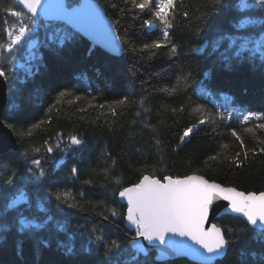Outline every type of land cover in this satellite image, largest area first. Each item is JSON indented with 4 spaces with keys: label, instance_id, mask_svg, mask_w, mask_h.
Returning a JSON list of instances; mask_svg holds the SVG:
<instances>
[{
    "label": "snow or ice",
    "instance_id": "obj_1",
    "mask_svg": "<svg viewBox=\"0 0 264 264\" xmlns=\"http://www.w3.org/2000/svg\"><path fill=\"white\" fill-rule=\"evenodd\" d=\"M183 4L184 0H123L121 6L114 0H106L107 8L118 10L121 14L109 20L105 7L95 3V0H83L82 3L76 4L66 3L65 0H12L11 3H0V10L5 14L4 19L0 21L3 25L0 39V78H9L11 66L23 46L35 49L43 43L55 52L74 42L80 32L101 40L106 47L114 51H124V47H130L133 52L155 56L157 50L165 47L171 55L176 56L179 54L178 46L173 42L172 29L179 12L178 5ZM202 8V12L199 8L196 10L200 15L197 17L193 33L197 40L202 41V46L193 47L191 51L205 55L223 69L235 70L247 66L259 71L264 78V0H203ZM129 12L134 19L151 14L155 19L145 20L143 26L149 31H158L160 36L149 43H143L139 48L132 46L131 41L125 45L117 28L122 23L123 16ZM179 14L185 19L190 15L187 10ZM41 30L45 33L43 41L40 40ZM5 63L9 67H4ZM139 82L142 86L147 83L143 79ZM193 82L191 72H182L176 76L172 87L161 91L170 96H180L187 93ZM81 88L84 94L77 95L76 92ZM199 91L201 95L211 98V93L206 88L200 87ZM102 94L100 89L93 88L87 77H81L78 85L72 90L64 89L57 93L56 99L47 108V119L30 124L17 135L32 138L35 130L51 124L52 113L57 116L62 113L64 103L76 106L75 112L71 113L73 116L80 114L75 116L76 119L84 120L88 110L93 109L98 110L95 119L99 121L103 118L105 123L108 122V117L118 118L123 115L118 109L134 103L128 95L111 102L94 103L96 96ZM82 100L87 103L79 106L78 102ZM145 102V98H142L139 104ZM215 107L222 110L211 112L202 104L191 105L188 114L195 115L196 120L182 129L179 143L173 151L189 143L190 138L201 126L215 125L217 119L224 122L238 119L244 126L243 132L257 141L258 147L251 149L252 153L255 155L258 151L264 154V138L256 135L257 132L264 133V112L237 108L228 96H224L222 102ZM17 109L15 104L10 106L11 111ZM170 111L175 117L177 114L183 115L186 107L181 104L179 108L172 107ZM136 115L139 116L140 112ZM2 123L3 121H0V124ZM132 123L135 124L136 121L133 120ZM141 123L154 132L158 130L156 125L146 120ZM4 126L13 131L17 127L12 123ZM229 135L239 142L243 150V160L240 159L241 152H237L233 157V163L239 168L248 159L249 150H244V139L235 128L229 126ZM51 139L50 137L43 142L45 153L53 154L59 151L64 156H71L75 162L68 169V175L80 179L83 174L88 178L82 179L81 183L89 187L94 186L91 172L95 170L82 173L79 166L83 162V152L87 151L86 141L76 134H69L65 140L62 133L56 134L54 145L50 143ZM152 139L155 140L152 147L159 149L161 140L157 136ZM221 148H227V145H221ZM31 151L40 153L41 147H33ZM21 155L28 160L27 150ZM103 155L110 164L100 170L102 176L110 177L116 184H121L118 177L112 176V170L117 167V160L109 153ZM141 155L142 159L147 161L148 157L143 151ZM218 155L208 156L205 163L216 161ZM161 163L162 160H157L152 165L153 172L156 170V164ZM64 164L63 158L54 161L55 168ZM129 166H132L130 162ZM146 167L148 165L144 163L141 171ZM59 182L60 178L43 166L42 159L37 158H31L27 165L9 169L4 176H0V241L11 238L19 255H23L26 242H31L41 249L54 246L69 257L70 264H152L149 251L141 241H146L148 245L164 246L157 259L191 255L199 259L201 264H214L218 258L227 254L230 246H234L241 264H248L247 258L254 253L247 251V237L251 234L254 240L264 244V191H238L235 187H225L195 172L183 176H156L144 174L142 171L138 182L126 187L121 185L113 192L114 196L126 201L123 220L133 233L131 236L125 234L121 241L107 239L104 228L94 231L85 223H78L73 229L67 219L57 220V215L60 214L66 218L74 215V212H66L65 209L85 210L84 204L71 189L62 190L57 187ZM78 195L83 197L85 194L81 191ZM217 201H226L223 213L244 218L246 226L225 229L211 223L206 227L210 223V216ZM53 208L56 211H53ZM109 211L113 218L119 215L115 208ZM94 214L102 216L104 221H109L108 215L100 212ZM176 237L187 238L192 245L198 247L177 241ZM77 240L85 241L81 253L76 251ZM141 256L144 258L141 259ZM252 264H264V254L254 259Z\"/></svg>",
    "mask_w": 264,
    "mask_h": 264
},
{
    "label": "trees",
    "instance_id": "obj_2",
    "mask_svg": "<svg viewBox=\"0 0 264 264\" xmlns=\"http://www.w3.org/2000/svg\"><path fill=\"white\" fill-rule=\"evenodd\" d=\"M78 1L66 0L67 3L72 4ZM96 1L105 7L110 20L121 15L118 10L107 8L106 0ZM11 2L12 0H0V3ZM114 2L123 6V0H114ZM202 3L203 0H184L183 5H178L179 12L187 10L190 15L187 19L182 18L179 12L176 15L175 27L172 29L173 42L178 46L179 54L176 56L171 55L169 49L165 47L157 50L155 56L133 52L130 47H124V51L115 55L92 44L79 33L74 42L55 52L43 43L35 49H29L27 45L23 46L11 66L9 78H5L8 100L2 112V120L5 124L12 123L17 126L15 131L11 130L18 143V149L0 153V176H4L9 169L27 165L31 158L42 159L43 166L60 178L57 187L62 190L71 189L84 204V211L65 209L66 212H74V215L66 218L60 214L57 215V220L67 219L73 229L78 223H85L94 231L104 228L107 239L121 241L125 234L131 236L133 233L129 231L126 221L123 220L126 206L119 201L118 196L113 195V192L121 185L126 187L138 182L142 171L144 174L156 176H183L195 172L244 192L264 191V154L258 151L255 155L252 153L251 149L258 147L257 141L243 132L244 126L238 119L227 122L217 119L215 125L201 126L190 138L189 143L177 151L172 150L179 143L182 129L196 120L195 115L188 114L191 105L195 103L202 104L209 111L215 112L222 110L215 105L220 104L224 96H228L237 108L264 112V78L259 71L249 69L247 66L235 70L223 69L205 55L191 51L193 47L202 46V41L197 40L193 34L197 17L200 15L196 10L198 8L201 12L204 10ZM4 16L5 14L0 10V21ZM9 19L11 20L10 17ZM150 19L155 18L147 14L142 15L140 19H134L131 12L123 16L117 32L124 39L125 45L131 41L132 46L139 48L143 43H149L160 36L158 31H149L143 26L144 21ZM60 26L63 27L62 24ZM2 32L3 25L0 24V39ZM44 37L45 33L41 30L40 40L43 41ZM4 67L9 66L5 63ZM182 72H191L194 80L186 94L174 97L161 91L172 87L176 76ZM81 77H87L93 88H98L103 93L96 96L94 101L96 104L118 100L125 95H128L134 103L118 109L123 115L118 118L108 117L107 123L103 118L97 121L95 117L98 110L93 109L88 110L84 120L76 119L75 116L80 114L71 115L75 112L76 106L64 103L62 113L59 116L52 113L51 124L35 130L32 138L17 135L18 132L26 130L30 124L47 119V108L54 102L57 93L64 89L72 90L78 85ZM141 79L147 82L143 86L139 82ZM200 87L206 88L211 93V98L201 95ZM76 94H84L83 89L81 88ZM142 98H145L146 102L139 104ZM86 103V100H82L78 105L84 106ZM12 104L18 106L16 111L10 110ZM181 104L186 107L185 113L174 117L170 109L179 108ZM137 112H140L139 116L136 115ZM133 120L136 121L135 124L132 123ZM145 120L156 125L158 130L154 132L150 128H145L141 123ZM229 126L241 133L244 150H249L248 159L239 168L233 163V157L237 152H241L240 159L243 160V150L239 142L229 135ZM57 133H62L65 140L69 134H76L86 141L87 151L83 152V162L79 166L82 173L95 170L91 172V178L95 181L94 186L89 187L81 183L82 179L88 178L83 174L80 179L68 175V169L75 162L71 156H64L59 151L53 154L45 153L43 142L51 137L50 143L54 145ZM256 135L264 138V133L257 132ZM153 136H157L162 142L159 149L152 147L155 144ZM221 145H227V148L222 149ZM33 147H41V152H32ZM25 150L28 151V160L21 155ZM141 151L148 157L147 161L142 159ZM103 153H109L117 160V167L112 170V176L118 177L121 184H116L110 177L102 176L100 170L110 164ZM217 154L219 155L216 161L205 163L208 156ZM60 158L65 160V164L55 168L54 161ZM157 160H162V163L156 164V170L153 172L152 165ZM129 162L132 166H129ZM144 163L148 167L141 171ZM81 191L85 194L83 197L78 195ZM52 203L54 204L55 201ZM111 208H115L119 213L116 218L111 216L109 211ZM53 211H56L55 208ZM95 212L108 215L109 221H104L102 216L95 215ZM214 222L225 229L227 227L239 229L246 226L244 219L235 215L223 214L214 219ZM226 235L231 234L226 233ZM84 243V240H77V253L82 252ZM246 243L247 251L254 253L247 258L248 264H252L254 259L264 254V244L254 240L251 234L247 237ZM143 258L141 256V259ZM149 259L152 260V264H201L185 258L157 261L154 259V251L149 252ZM61 262L70 264L69 257L54 246L41 249L31 242H26L23 255H19L11 238L0 241V264H61ZM214 264H241V262L236 255L235 247L230 246L227 254L217 259Z\"/></svg>",
    "mask_w": 264,
    "mask_h": 264
},
{
    "label": "water",
    "instance_id": "obj_3",
    "mask_svg": "<svg viewBox=\"0 0 264 264\" xmlns=\"http://www.w3.org/2000/svg\"><path fill=\"white\" fill-rule=\"evenodd\" d=\"M65 2H66V0H65ZM82 2H83V0H79L78 1V3H82ZM95 3L99 4L96 0H95ZM107 18L109 19L108 16H107ZM79 34L81 36H83L84 38H86L92 44L99 46L101 49L105 50L108 53L115 54V55L120 54V51H114L112 48L106 47L105 44L101 40H99V39H97V38H95V37H93L91 35H88V34L83 33V32H80ZM7 100H8V94H7L6 80H5V78H0V121H3L2 120V112H3V110H4L5 106H6ZM4 125H6L4 122L2 124H0V153H3L5 151H7V150H17L18 149V143L16 141V138H15L12 130L7 128V127H5ZM198 175H201V174H198ZM206 179H208V178H206ZM210 181H212V180H210ZM215 182H217V181H215ZM217 183H219V182H217ZM223 186H225V187H234V186H230V185H223ZM237 190L241 191L239 189H237ZM119 201L126 206V201H123V200H120V199H119ZM226 204H227L226 201H217V202H215V204H214L215 210L212 213V215L210 216V223L208 225H206V227H209L211 223H215L214 219H216L219 216L224 214L223 213V206L226 205ZM175 239L177 241H182L184 244L192 245V242L190 240H187V238L176 237ZM141 242L145 244V246H146V248L148 249L149 252L150 251H154V259L157 260V261H164V260L176 259V258H185V259H187L189 261H192V262L201 263V261L199 259H197L196 257L191 256V255L176 256V257L170 256V257H167L166 259H163V260L157 259V258H159L160 251L164 248V246H162V245H148L146 241H141ZM192 246L193 247H198V246H195V245H192Z\"/></svg>",
    "mask_w": 264,
    "mask_h": 264
},
{
    "label": "rangeland",
    "instance_id": "obj_4",
    "mask_svg": "<svg viewBox=\"0 0 264 264\" xmlns=\"http://www.w3.org/2000/svg\"><path fill=\"white\" fill-rule=\"evenodd\" d=\"M78 3V2H77Z\"/></svg>",
    "mask_w": 264,
    "mask_h": 264
}]
</instances>
